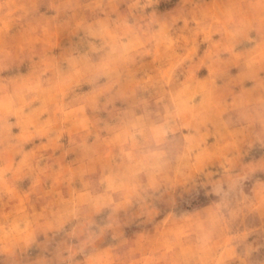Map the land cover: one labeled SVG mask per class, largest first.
Returning <instances> with one entry per match:
<instances>
[{
    "label": "rangeland",
    "instance_id": "1",
    "mask_svg": "<svg viewBox=\"0 0 264 264\" xmlns=\"http://www.w3.org/2000/svg\"><path fill=\"white\" fill-rule=\"evenodd\" d=\"M0 264H264V0H0Z\"/></svg>",
    "mask_w": 264,
    "mask_h": 264
}]
</instances>
